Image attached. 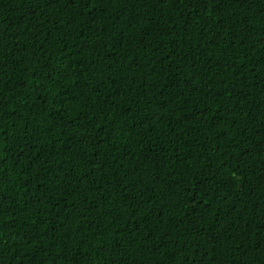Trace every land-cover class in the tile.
I'll return each instance as SVG.
<instances>
[{
	"label": "trees",
	"instance_id": "obj_1",
	"mask_svg": "<svg viewBox=\"0 0 264 264\" xmlns=\"http://www.w3.org/2000/svg\"><path fill=\"white\" fill-rule=\"evenodd\" d=\"M221 3L0 0V264H251L264 0Z\"/></svg>",
	"mask_w": 264,
	"mask_h": 264
},
{
	"label": "snow or ice",
	"instance_id": "obj_2",
	"mask_svg": "<svg viewBox=\"0 0 264 264\" xmlns=\"http://www.w3.org/2000/svg\"><path fill=\"white\" fill-rule=\"evenodd\" d=\"M37 2H40V0H37ZM49 6H52V0H48ZM56 2H60V0H56ZM65 2H68V0H65ZM74 10L80 11V5L82 4L84 6L83 13H91L92 8L97 6V0H70ZM163 2V0H162ZM217 4H220V10L223 11V5L221 3V0H217ZM211 14V13H210ZM73 22L76 21V17H73ZM223 19V18H221ZM235 40H243L245 37L242 34H236ZM247 38H251V34H247ZM3 49L0 47V54H2ZM2 58V57H0ZM3 113L0 112V116H2ZM261 148L264 149V143L261 144ZM2 158V157H0ZM262 159H264V155H262ZM261 180L264 181V172L260 174ZM195 203V201H194ZM195 210V209H193ZM261 216L264 217V212L261 213ZM261 227L257 229L258 232L261 233L260 238L255 243V251L252 256H249L248 253H245V256L248 257L251 264H264V219H261L260 221ZM38 255V254H37Z\"/></svg>",
	"mask_w": 264,
	"mask_h": 264
}]
</instances>
